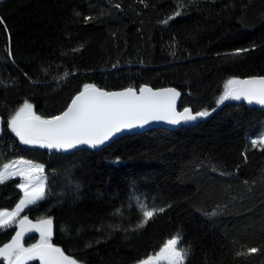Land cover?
<instances>
[{"label":"trees","instance_id":"16d2710c","mask_svg":"<svg viewBox=\"0 0 264 264\" xmlns=\"http://www.w3.org/2000/svg\"><path fill=\"white\" fill-rule=\"evenodd\" d=\"M0 16L5 122L25 99L36 115L59 114L83 83L174 87L181 109L210 112L192 127L69 154L23 147L5 123L0 166H45L46 198L19 219L51 217L52 243L79 264H138L178 233L191 248L186 264H264V151L250 143L264 132V112L216 104L228 79L264 76V0H0ZM17 184L0 185V210L19 202ZM140 204L165 211L137 229ZM17 230L0 229V247ZM29 232L25 247L39 241Z\"/></svg>","mask_w":264,"mask_h":264},{"label":"snow or ice","instance_id":"6c2138e0","mask_svg":"<svg viewBox=\"0 0 264 264\" xmlns=\"http://www.w3.org/2000/svg\"><path fill=\"white\" fill-rule=\"evenodd\" d=\"M140 2L143 3L144 0ZM116 7L119 8L120 5ZM180 15L181 11H176L165 23ZM84 19L87 22L92 18L84 17ZM0 25H4L7 30L6 21L2 16H0ZM242 51L247 49L237 50V52ZM172 55H175V52ZM9 56H12L11 52ZM12 59L15 63L14 57ZM68 75L69 73L65 72L64 78ZM179 96L180 92L174 87L153 89L142 84L138 90L129 86L122 90L108 91L95 83H83L64 110L48 118L36 115L33 112V105L25 99L9 115L6 122L0 119V137L5 134L6 123L7 130L14 134L23 145H33L58 152H68L80 146L97 149L118 134L144 128L153 122L178 126L194 123L210 115L207 109L194 112L191 108L184 107L183 111H178ZM228 100H243L248 104L264 106V76L228 79L224 84L223 94L217 99L216 104L219 106ZM250 143L253 149L259 148L264 151V135L251 139ZM44 173L43 164L22 158L0 166V185L18 176L21 182L16 187L23 193L14 209L0 210V229H6L16 223L17 218L26 208L37 205L46 198ZM69 186L74 193L78 194L80 187L78 183L70 181ZM139 210L142 219L136 225L137 229L144 227L157 212L165 211L163 207L149 209L145 204H140ZM33 229L39 232L40 239L37 243L25 247L23 243L25 234ZM52 233L53 219L51 217L40 219L33 225L27 215L23 216L18 221V230L15 235L0 247V258L3 264H28V261L34 259H38L40 264H79L76 258L66 255L61 247L52 243ZM182 240L183 237L179 233L172 236L164 242L158 252L141 260L139 264H186L191 255V248L190 246L180 247ZM258 251L255 247L247 250L248 254ZM242 254L238 253V255Z\"/></svg>","mask_w":264,"mask_h":264},{"label":"water","instance_id":"95a60500","mask_svg":"<svg viewBox=\"0 0 264 264\" xmlns=\"http://www.w3.org/2000/svg\"><path fill=\"white\" fill-rule=\"evenodd\" d=\"M248 79V78H247ZM179 92V91H178ZM240 104H243L246 106L247 109H256V110H259L261 112H264V106H260V105H257L255 103L253 104H248L246 101H238ZM180 103H181V93H180V96L177 98V110L178 111H183V109L180 108ZM203 118L201 119H198L196 122L194 123H190V124H181V125H178V126H172V125H168L164 122H153V123H150L149 125H146L144 128H137V129H134L132 130L131 132H124L122 134H118L116 137H114L111 141L107 142L104 146H101L100 148H97V149H91V148H88L87 146H80L78 149H75V150H71V151H68V152H63V151H59L61 153H65V154H69V153H73V152H77V151H80V150H90V151H100L106 147H108L112 142H114L115 140L117 139H120L124 136H130V135H134V134H140V133H145L147 131H150V130H169V131H175V130H178L180 128H185V127H192L194 126L196 123H198L199 121H201ZM38 260V259H37ZM30 261H28L29 263Z\"/></svg>","mask_w":264,"mask_h":264},{"label":"rangeland","instance_id":"374dc122","mask_svg":"<svg viewBox=\"0 0 264 264\" xmlns=\"http://www.w3.org/2000/svg\"><path fill=\"white\" fill-rule=\"evenodd\" d=\"M223 91H224V87H223ZM226 102H238V101H235V100H228V101H226ZM261 135H264V132H262ZM261 135H260V136H261ZM13 136H14V134H13ZM14 137H15V136H14ZM15 138H16V137H15ZM16 140H17L18 143L20 144L18 138H16ZM20 145L23 146V147H38V146H33V145H23V144H20ZM15 179L18 180V183L21 182V181H20V177H18V176H17V177H14V178L11 179V180H15ZM8 181H9V180H8ZM6 182H7V181H6ZM16 189L20 192L21 197H22V196H23V193L20 191V189L17 188V187H16ZM38 203H39V202H38ZM30 206H33V205H30ZM30 206H29V207H30ZM29 207H28V208H29ZM26 209H27V208H26ZM26 209H25V210H26ZM25 210H24V211H25ZM24 211H23V212H24ZM20 215H21V214H20ZM19 218H20V217H18V219H19ZM17 222H18V221H17ZM17 222H16V223H17ZM16 223H14V224L17 226L18 223H17V224H16ZM14 224H12V225H14ZM31 232H35V230L33 229V231H30L29 233H31ZM26 233H27V232H26ZM29 233H28V234H29ZM37 233H38V236H39V239H40V234H39V232H37ZM25 236H27V234H26ZM138 264H139V263H138Z\"/></svg>","mask_w":264,"mask_h":264}]
</instances>
